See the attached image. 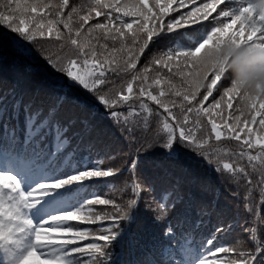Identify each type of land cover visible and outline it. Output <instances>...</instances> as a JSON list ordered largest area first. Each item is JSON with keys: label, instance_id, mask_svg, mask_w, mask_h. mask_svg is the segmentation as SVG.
Wrapping results in <instances>:
<instances>
[{"label": "snow or ice", "instance_id": "1", "mask_svg": "<svg viewBox=\"0 0 264 264\" xmlns=\"http://www.w3.org/2000/svg\"><path fill=\"white\" fill-rule=\"evenodd\" d=\"M5 53L0 264H264V0H0Z\"/></svg>", "mask_w": 264, "mask_h": 264}, {"label": "trees", "instance_id": "2", "mask_svg": "<svg viewBox=\"0 0 264 264\" xmlns=\"http://www.w3.org/2000/svg\"><path fill=\"white\" fill-rule=\"evenodd\" d=\"M4 55L7 57V63L2 69H0V77L8 76L10 78H14L19 76L21 78L28 79L30 77L34 78L35 74L40 71L37 65L32 64L34 71L29 74L25 71V67L29 64V61H15L11 53H5ZM233 103L235 104L236 101Z\"/></svg>", "mask_w": 264, "mask_h": 264}]
</instances>
